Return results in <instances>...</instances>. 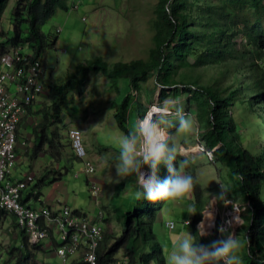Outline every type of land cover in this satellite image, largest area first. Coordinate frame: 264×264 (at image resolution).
Segmentation results:
<instances>
[{
  "label": "trees",
  "instance_id": "trees-1",
  "mask_svg": "<svg viewBox=\"0 0 264 264\" xmlns=\"http://www.w3.org/2000/svg\"><path fill=\"white\" fill-rule=\"evenodd\" d=\"M78 1L16 0L12 13L14 35L9 37L2 25V18L10 0H0V38L4 39L0 42V55L12 47L28 46L32 51L31 55L42 58L44 63L43 58L47 48L55 46L58 38L54 34L45 33L42 25L58 9L69 10L78 5ZM154 12L155 17L151 25L153 43L147 58L118 60L110 64L102 55H94L90 60L85 61L86 63L80 64L79 73L72 72L64 83L48 84L45 81L50 98L44 100L42 105L35 101L26 106L27 116L20 120L16 130L18 141L22 128L25 127L26 118L31 116L34 108H38V112L41 111L42 114L41 121L34 126V144L28 148L26 155L31 159L38 156L44 147H49L47 151L52 160L58 163L65 159L66 162L67 158L64 156L66 143L63 142V134L58 128L52 130V127L64 123L65 113L61 103L65 102L66 95L70 91L80 96L81 103L84 101L83 95L90 81L91 71H101L110 80V87L117 90L116 85L120 78H129L134 91V88H138L139 83L149 74L155 75L158 83L164 88H177L178 92L179 89L184 88L186 94L199 101L201 110L198 111V116L205 119L207 126L212 125V128L206 132V146L213 149L220 144L212 150L213 156L219 161L228 163L231 168L233 177L230 188L233 193L231 198L235 202H245L244 207L249 210L248 223L242 227L246 233L247 249L245 256L247 259L242 261V264H264V145L263 142L259 144L257 138L254 142L245 144L244 139L248 129L250 128V132L256 135L258 123L252 121L248 129L245 128L246 134H243V128L238 126V122L233 120L229 112L235 101L245 100L256 111V115L261 117V124L264 126V0H158ZM237 37H241L242 40L238 41ZM190 57L193 58L192 62ZM178 59L190 66L187 71L178 72L176 67ZM244 77L245 82L241 84L240 81ZM73 99L72 96V107L80 108L81 104L78 105L77 101L73 102ZM128 99L129 95L120 102L114 98L110 101L109 108L113 110V117L120 130L130 137L132 136L129 128L131 101ZM250 99H253V102ZM250 132L249 139L252 141ZM170 143L164 144L167 155L174 157L172 166L176 173L180 161H186L185 176L191 175L194 179V187L190 192L193 202L192 211L195 214L191 213L186 220H190L197 235L193 242L198 250L197 254L203 255L206 251H214V245L217 246V244H208L198 232V224L203 219V189L200 183L195 181L194 175L188 172L192 169L189 160L175 152L172 146H169ZM71 146L75 157L70 159L78 161L79 169L87 160L77 154L72 140ZM114 148L116 152L122 153L121 147L114 146ZM85 153L86 156V148ZM18 164L20 162L17 160L16 170ZM70 168L67 162L64 169L69 171ZM148 171V178L151 179L153 173L151 174L150 169ZM155 173L160 182L172 175L164 162L160 170L155 169ZM50 174H53V177H50ZM21 175L17 177L13 174L11 178L22 179ZM62 176L61 171L55 173L54 169L49 170L47 175L40 177L38 186L47 182L52 184L62 179ZM118 184L115 195L120 196L125 185L124 181ZM28 188L22 190L19 199L27 205ZM34 188L35 186L32 190ZM36 194L38 196L39 193ZM153 203L143 198L140 203L135 204L134 209L125 212L124 228L120 234L111 229L115 220L106 216L103 209H99L103 211V217L99 220L103 231L96 248L97 264H152L153 259L158 264H167L163 246L158 242L153 229L157 217V209ZM64 206L60 204L58 210L62 211ZM47 208L53 216L58 212L53 208ZM70 209L75 214H88L82 210L72 209L71 206ZM99 210L95 216L98 215ZM6 216L15 218L16 227L20 230V243L11 246L8 258L3 264H37V254L38 251L43 250V241L32 243L25 230L17 223L15 215L0 210V220L5 219ZM49 237L53 246L52 252L55 253L63 242L61 238L56 241L52 229L49 231ZM85 253L81 250L80 253L71 256L69 264H91L86 259ZM118 254H122L123 259L119 258ZM205 264H217V262L209 260ZM218 264H225V260L220 259Z\"/></svg>",
  "mask_w": 264,
  "mask_h": 264
},
{
  "label": "rangeland",
  "instance_id": "rangeland-1",
  "mask_svg": "<svg viewBox=\"0 0 264 264\" xmlns=\"http://www.w3.org/2000/svg\"><path fill=\"white\" fill-rule=\"evenodd\" d=\"M15 2L16 0H10L2 18V25L9 37L14 35L12 13ZM157 2L158 0H79V4L69 10L58 9L42 25V30L45 33L54 34L58 38L55 46L47 48L43 58L47 83H64L72 72L79 73L80 64L90 60L94 55H102L110 64L118 60L147 58L149 48L153 43L151 25L152 19L155 17L154 11ZM83 17L86 18L83 19ZM58 28H60V31H57ZM237 39L238 41L242 40L241 37H237ZM3 40V38H0V42ZM22 52L31 54L32 51L28 46H24ZM190 61L192 62L193 58L190 57ZM176 67L178 72H184L190 66H187V63L183 60L178 59L176 60ZM89 77L90 81L83 95L84 102L81 103L80 96L77 93L70 91L66 95L65 102L61 103L65 113L64 123L52 127V130L58 128L63 134V142L66 143L64 153L67 158L66 162L65 159L58 163L52 160L47 151L49 147H44L38 156L31 157V159L26 155L28 148H31L34 144V126L41 121V111L38 112V108H34L31 116L26 118L27 125L24 124L25 127L22 128L20 134L18 150L20 164H18V170L14 171V175L17 177L26 171L36 173V180L27 189L26 196L32 187L38 185L42 175H47L49 170L53 169L55 173L61 171L63 176L59 181L60 191L53 199L55 209L58 210L60 204L68 205L72 209L85 211L94 217L99 209H103L106 216H110L115 220L111 229L120 234L124 228L125 212L134 209L135 204L140 203V200L144 198L142 196L138 198V193L144 192L143 185L138 183V176H142L143 180L146 179L145 181L149 180L147 169H150L151 174L153 173L150 174L151 178L157 180L153 168L150 164L144 163L142 157H138L141 159L138 173L131 172L121 175L117 171V166L122 163V153L116 152L114 146L121 147L124 140L128 142L130 140L129 136L119 129L113 117V110L109 108V105L112 99L116 98L120 102L126 95H129L128 100L131 101L129 105V128L132 133V143L137 146L140 145L139 148H142L144 137L141 132L139 118H143V115L150 109L157 108V111L151 116L152 131L156 135H160L162 143L171 142L169 146H172L175 152L189 160L192 169L188 172L194 175L195 181H198L203 189V202L205 205L202 213L206 214V211L209 210L214 214L213 223L208 227L205 217H202L204 228L203 234L198 231L200 236L208 244L220 245V241L227 238V232L221 233L218 230L221 226V217L226 216V213H228L227 216L232 218L235 215L233 207H237L240 223L236 224L230 231H234L237 235L241 244L238 254L241 261H245L247 259L245 257L247 251L246 233L242 227L248 223L249 210L244 208L240 211V207L243 208L246 203L237 200L235 202L231 198L233 193L230 188L232 187L233 177L228 163L210 156L212 150L220 144L213 149L205 144L206 132L212 128V125L207 126L205 119L198 116V111L201 110L199 101L186 94L184 88L179 89V92L177 88H164L158 83L155 75L149 74L139 83L138 88L140 89L134 88V91L130 79L126 77L120 78L118 81L116 85L118 90L110 87V80L101 71H91ZM241 80L240 83L243 84L245 77ZM107 87H110V89ZM12 90H15L14 86H12ZM47 90L46 88L36 103L42 105L44 100L50 98ZM72 96L74 98L73 102L77 101L78 105L81 104L80 108L72 107ZM250 101L253 102V99H250ZM229 112L232 114L233 120L236 123L238 122V126L243 128V134H246L245 128L248 129L252 121L258 123L256 135L250 132V128L248 129L244 139L245 144L254 142L257 138L259 144L263 142L264 145L262 119L259 115H256V111L248 105V102L245 100L235 101ZM182 118L192 121L190 130H180V120ZM210 118H212V115ZM146 121L144 120L145 131ZM71 127L80 132L81 142L87 150V155L85 156V153L82 157L92 162L93 169H87L85 164H82L78 169V161L76 159L71 160L75 157L69 136ZM249 132L251 133L250 138L253 137L252 141L249 139ZM69 160L71 161L69 162ZM67 162L71 166L69 171L64 169ZM162 163L156 165L155 169L159 168L160 170ZM185 166L186 164L180 161L177 174L185 176ZM50 177H53V174H50ZM122 181H124L125 187L120 196L115 195L116 185L118 183L120 185ZM94 183L98 184L96 185L98 187L97 195L100 193L98 202L91 194ZM221 185L227 190L224 201L215 199L221 191ZM50 186V183L47 182L40 185L39 188L43 189L44 195H47ZM191 195V192H189L182 200L164 201L165 208H162L164 206L162 204L163 200L153 203L157 209L153 229L158 242L163 246L167 264H169L173 255L170 253L172 247L170 238L175 240L179 235L188 234L193 242L196 240L192 223L190 225L187 223V225L185 222V219L193 213L191 206L186 203V197H188L189 202L193 204ZM144 196H146V193ZM211 200L213 203L209 205ZM31 202L35 204L33 200ZM149 202L151 203V201ZM59 212L60 210L55 215ZM169 221L174 222L173 227L167 224ZM52 230L57 241L61 238V233L56 228ZM218 236L220 239H218ZM19 243L20 230L16 227L15 218L6 216L5 219H1L0 264H3L8 258V251L11 246ZM42 246L43 250L38 251L37 254V264H61L57 254L52 252L53 246L50 237L43 241ZM149 251H151L150 247ZM118 257L123 259L124 256L118 254ZM151 262L152 264H158L155 259Z\"/></svg>",
  "mask_w": 264,
  "mask_h": 264
},
{
  "label": "built area",
  "instance_id": "built-area-1",
  "mask_svg": "<svg viewBox=\"0 0 264 264\" xmlns=\"http://www.w3.org/2000/svg\"><path fill=\"white\" fill-rule=\"evenodd\" d=\"M22 48L23 46L12 47L0 55V210L15 215L17 223L25 230L32 243L46 240L50 229L56 228L61 233L63 242L55 250L61 264H69L71 256L80 253L81 250L86 252V259L91 264H97L96 248L103 231L99 222L103 217L102 210H99L97 216L91 217L88 214H75L68 205H65L62 211L53 216L50 209L46 207H32L19 200L22 190L35 182V172H24L21 175L22 179L11 178L17 169L19 141L16 130L19 122L27 116L26 106L37 101L46 90L45 66L42 58L25 54ZM12 86L15 87L14 91ZM151 110L143 118H139L143 137L144 120L147 119ZM69 136L71 140H74L73 146L77 154L84 156L85 148L81 142L80 132L70 128ZM143 146L144 144L142 148ZM212 154L210 153L211 157H213ZM84 164L87 169L94 167L90 160ZM96 185V183L92 185L93 190L95 189L92 190V196L98 202ZM244 208L240 207V211ZM227 214L221 217V226L231 219ZM186 222L190 223V220ZM167 224L174 226L173 221Z\"/></svg>",
  "mask_w": 264,
  "mask_h": 264
},
{
  "label": "clouds",
  "instance_id": "clouds-1",
  "mask_svg": "<svg viewBox=\"0 0 264 264\" xmlns=\"http://www.w3.org/2000/svg\"><path fill=\"white\" fill-rule=\"evenodd\" d=\"M85 18L86 17H83V19ZM57 31H60V28H58ZM191 127L192 121L190 119L182 118L180 120V130L188 131ZM121 148L122 163L117 166L118 174L123 175L125 173L131 172L138 173L141 164V159L138 157H142L144 163L150 164L154 172L156 165L164 162L168 166L169 173L172 174L163 182H160L155 178L145 181L143 180L142 176H138V183L142 184L144 189L143 193H138V198L142 196L151 202H157L161 200L179 201L182 200L186 194L193 189V177L191 175L182 176L176 173V170L172 166V160L174 157H169L167 155L166 145L162 142H159V138L150 127L144 132V146L142 149H137L134 143H130L127 140H124ZM226 192L227 190L223 185H221V191L219 195L215 197V199L224 201ZM145 193L146 196H144ZM212 203L213 201L211 200L209 205ZM233 209L235 215L218 229L221 233L227 232V238L224 241H221L219 246L214 245V251H206L203 253V255H198V250L193 245L191 237H185L179 242V254H173L169 264H205V262L209 260H215L218 264L220 259L225 260V264H233L234 261L235 264H242L241 258L238 254L241 244L235 232L230 231V229H232L236 224L240 223L239 210L237 207H233ZM192 214H195V212ZM202 214L204 215L203 217H205V219L211 220L213 218L209 211L208 214ZM198 225L199 232L203 234L204 222L201 220Z\"/></svg>",
  "mask_w": 264,
  "mask_h": 264
},
{
  "label": "crops",
  "instance_id": "crops-1",
  "mask_svg": "<svg viewBox=\"0 0 264 264\" xmlns=\"http://www.w3.org/2000/svg\"><path fill=\"white\" fill-rule=\"evenodd\" d=\"M120 129V128H119ZM130 137H132V136H130ZM129 137V138H130ZM130 140V143H132V141H131V139H129ZM20 141V140H19ZM19 146H20V142H19ZM136 147H137V149L140 147V145H136ZM18 157H19V155H18ZM18 162H19V160H18ZM60 181V180H59ZM59 181H56V182H54V183H52V184H50L51 186H50V188H49V190H48V192H47V195H44V191H43V189H40L39 188V186L37 185V186H35V188H34V190H33V192H32V189L28 192V194H27V196L26 197H29L28 198V204L29 205H32L33 207H39V206H51L54 210H56L55 209V207H54V205H55V202L53 201V199L55 198V196H57V194L59 193V191H60V189H59V187H60V185H59ZM62 187V186H61ZM32 192V193H31ZM36 193H39L38 194V196H37V194ZM31 200H33L34 202H35V204H33L32 202H31ZM166 201H168V202H170L171 200H166ZM165 201V202H166ZM173 201V200H172ZM185 202V201H184ZM61 203V202H60ZM186 203L189 205V206H191V210H192V208H193V205H192V203L191 202H189V198L188 197H186ZM204 203V202H203ZM163 204H164V206L162 207V208H165L166 206H165V203H164V201H163ZM205 205V204H204ZM185 222H186V219H185ZM186 224H187V222H186ZM185 224V225H186ZM189 225H190V223H188ZM187 224V225H188ZM193 232H194V228H193ZM194 235H195V232H194ZM188 237V234H186V235H179V236H177L176 237V239L175 240H173V239H171L170 238V242H172V247H171V250H170V253H172V254H179V243H177V242H180V239L181 238H184V237ZM180 238V239H179ZM194 238H197V235H195L194 236ZM221 242V241H220ZM192 243H193V241H192ZM219 246V245H218Z\"/></svg>",
  "mask_w": 264,
  "mask_h": 264
},
{
  "label": "bare ground",
  "instance_id": "bare-ground-1",
  "mask_svg": "<svg viewBox=\"0 0 264 264\" xmlns=\"http://www.w3.org/2000/svg\"><path fill=\"white\" fill-rule=\"evenodd\" d=\"M159 109V108H158ZM157 111V108H153L151 111H150V114H149V116L147 117V121L145 122V124H146V130L150 127L151 128V116L154 114V112H156ZM156 129H157V126H156ZM157 137L159 138V142H161V138H160V135H157ZM72 142H74V140L72 139ZM86 172V171H85ZM146 180V179H145ZM98 185V184H97ZM98 195H100V193L98 194ZM209 211V210H208ZM208 211H206V214H208ZM210 212V211H209ZM211 213V212H210ZM212 214V213H211ZM214 214H212V219L211 220H208V219H205V222H206V225H207V227L210 225V224H212L213 223V219H214V216H213ZM204 218V217H203ZM203 220V219H202Z\"/></svg>",
  "mask_w": 264,
  "mask_h": 264
}]
</instances>
